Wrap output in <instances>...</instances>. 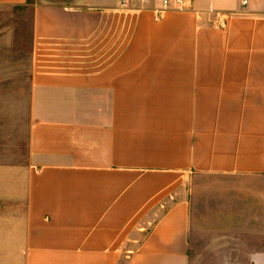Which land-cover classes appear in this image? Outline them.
Masks as SVG:
<instances>
[{
  "label": "crops",
  "instance_id": "0c3cea01",
  "mask_svg": "<svg viewBox=\"0 0 264 264\" xmlns=\"http://www.w3.org/2000/svg\"><path fill=\"white\" fill-rule=\"evenodd\" d=\"M165 1L0 0L33 39L0 264H191L199 177L230 183L264 264V0Z\"/></svg>",
  "mask_w": 264,
  "mask_h": 264
},
{
  "label": "rangeland",
  "instance_id": "374dc122",
  "mask_svg": "<svg viewBox=\"0 0 264 264\" xmlns=\"http://www.w3.org/2000/svg\"><path fill=\"white\" fill-rule=\"evenodd\" d=\"M33 74L32 10L0 7V164L28 156ZM199 177L193 182L191 264H250L251 237L239 231L230 183ZM230 213V217L225 215ZM231 218V220L229 219ZM229 219V220H228ZM8 221V216H0Z\"/></svg>",
  "mask_w": 264,
  "mask_h": 264
},
{
  "label": "built area",
  "instance_id": "2783aa9c",
  "mask_svg": "<svg viewBox=\"0 0 264 264\" xmlns=\"http://www.w3.org/2000/svg\"><path fill=\"white\" fill-rule=\"evenodd\" d=\"M241 3H242V6L243 7H246L249 3V0H240ZM184 3H185V0H174L173 1V5L177 8H182L184 6ZM165 5L166 6H170L171 5V2H169L168 0L165 1Z\"/></svg>",
  "mask_w": 264,
  "mask_h": 264
}]
</instances>
